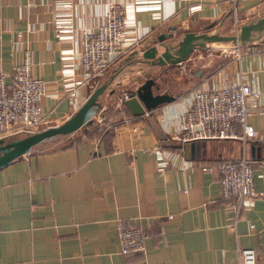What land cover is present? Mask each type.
Here are the masks:
<instances>
[{
    "label": "crops",
    "instance_id": "0c3cea01",
    "mask_svg": "<svg viewBox=\"0 0 264 264\" xmlns=\"http://www.w3.org/2000/svg\"><path fill=\"white\" fill-rule=\"evenodd\" d=\"M111 3L125 9L124 41L137 43L101 78L121 68L87 124L0 168V264H235L236 248H251L255 264H264V112L247 114L254 134L244 144L261 195L237 214L219 198L218 172L199 167L237 158L241 143L201 140L190 156L174 137L182 101L196 87L247 81L258 89L253 104L264 108V31L236 51L197 61L192 74L185 62H135L158 35L171 34L165 42L174 44L185 32L228 25L230 0H0V74L8 83L27 49L30 73L45 82L41 110L49 125L61 123L90 91L79 81L81 36ZM235 13L246 24L264 14V0H239ZM148 77L154 93L174 98L149 115L126 113L117 103L121 90L133 94ZM111 109L109 133H90ZM251 143L260 147L258 159ZM118 219L143 230L142 253L119 252Z\"/></svg>",
    "mask_w": 264,
    "mask_h": 264
},
{
    "label": "built area",
    "instance_id": "2783aa9c",
    "mask_svg": "<svg viewBox=\"0 0 264 264\" xmlns=\"http://www.w3.org/2000/svg\"><path fill=\"white\" fill-rule=\"evenodd\" d=\"M230 1L234 4L231 8L232 23L237 34L240 24L235 3L239 0ZM126 21L123 5L111 3L105 7L101 21L91 31L82 34L78 51L79 81L87 84L89 93L100 84L103 74L136 45L137 42L124 41ZM16 35L21 36L22 33L16 31ZM238 45L232 44L230 50L236 51ZM206 46L203 48L205 51L211 48ZM220 52L226 54L227 51L221 49ZM44 93V80L30 73V55L26 49L20 62L13 67L8 83L4 75L0 74V139L23 137L54 125L48 124L47 116L41 110L40 98ZM132 95L134 93L121 90L117 103H122ZM257 96L258 89L247 81L212 83L186 92L182 108L177 113L174 137L180 143L201 140H237L241 143L237 158L219 159L213 164L199 167L202 172H218L219 198L235 214L241 209L250 208L253 199L261 195L253 191L252 169L244 150V144L254 134V129L246 121L247 114L264 112L263 107L253 104ZM150 112L151 109H148L142 114L149 115ZM130 130L136 133L140 128L133 125ZM181 192L185 193L186 189ZM144 239L145 234L139 226L123 219L116 221V240L120 253H142ZM235 252V264H255L251 248H236Z\"/></svg>",
    "mask_w": 264,
    "mask_h": 264
},
{
    "label": "water",
    "instance_id": "95a60500",
    "mask_svg": "<svg viewBox=\"0 0 264 264\" xmlns=\"http://www.w3.org/2000/svg\"><path fill=\"white\" fill-rule=\"evenodd\" d=\"M263 31L264 14L241 25L238 33L235 35H222L217 32L208 33L205 31L201 33L185 32L174 44L165 42V38L171 37V34L158 35L151 46L141 51V55L135 62L145 63L147 65L178 64L185 60L189 53L196 47L203 49L206 44L215 42L243 44L253 39L252 34L260 36ZM120 70L121 68L114 74H110L106 81L96 86L76 110L61 123L26 134L23 137L0 139V168L21 155L27 154L33 147L65 136V134H69L78 127L87 124L90 116L100 106L99 102H97L98 95L102 93L113 76ZM152 83V78H145L136 86L134 95L123 100L124 105L131 114H141L144 110L151 109L160 103L171 101L174 98V95L167 91L154 93L152 91ZM198 147V141L185 143L183 148L184 154L186 155L189 152L191 156L194 152L195 156H197ZM249 148L250 153L258 159L260 147L251 143ZM262 153L264 154V149H262Z\"/></svg>",
    "mask_w": 264,
    "mask_h": 264
},
{
    "label": "rangeland",
    "instance_id": "374dc122",
    "mask_svg": "<svg viewBox=\"0 0 264 264\" xmlns=\"http://www.w3.org/2000/svg\"><path fill=\"white\" fill-rule=\"evenodd\" d=\"M225 25H222V26L218 25L217 27H215L213 29L210 28V29L206 30V32H208V33L209 32H217V33L222 34V35H234L237 32V29H235L232 21L228 25H226V26ZM206 47H211V48H208V50L205 51V50H201V48H199V47H196L189 53L188 57L194 58V60H195V63L193 65H192V63L190 64L191 60H188V58H186L185 60L182 61V62H185L186 64L188 63L190 74H192V69L195 67V65H198L199 62L206 61L207 59H214V56L216 55V53H219L221 49H225V51H229L230 47H232V44L230 42H223V43L215 42L212 44H207ZM197 61H198V63H197ZM176 65H178V64H176ZM170 67H171V69L173 68V66H170ZM168 86L170 87V85H168ZM51 141L54 142L53 140H51ZM51 141H49L47 143H52Z\"/></svg>",
    "mask_w": 264,
    "mask_h": 264
},
{
    "label": "trees",
    "instance_id": "16d2710c",
    "mask_svg": "<svg viewBox=\"0 0 264 264\" xmlns=\"http://www.w3.org/2000/svg\"><path fill=\"white\" fill-rule=\"evenodd\" d=\"M107 73V72H106ZM105 73V74H106ZM103 74V76L105 75ZM102 76V77H103ZM101 77V78H102ZM120 107L126 112V113H129L128 109L126 108V106L124 105V103H121L120 104ZM117 114H116V109H111L109 114H108V117H105L97 126H93L92 129H91V132L90 133H98L99 131L103 130L104 129V125L106 124V122L112 118H116ZM110 118V119H109ZM110 131L109 128L107 129H104L102 134L103 136H106V134H108ZM49 142V141H48Z\"/></svg>",
    "mask_w": 264,
    "mask_h": 264
}]
</instances>
